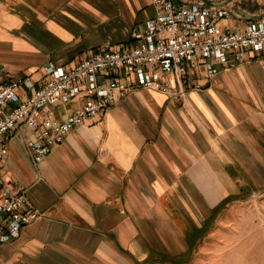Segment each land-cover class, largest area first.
<instances>
[{
  "label": "crops",
  "instance_id": "0c3cea01",
  "mask_svg": "<svg viewBox=\"0 0 264 264\" xmlns=\"http://www.w3.org/2000/svg\"><path fill=\"white\" fill-rule=\"evenodd\" d=\"M155 14L152 0H0V70L40 80L49 63L71 67L88 50L128 44ZM234 19L222 25L245 27ZM194 81L201 87L188 86L185 98L131 87L71 130L39 171L24 131L11 137L3 174L29 189L41 216L0 245V264H140L168 251L156 227L179 177L209 208L226 200L227 162L241 153L258 161L249 145L264 142V56Z\"/></svg>",
  "mask_w": 264,
  "mask_h": 264
},
{
  "label": "built area",
  "instance_id": "2783aa9c",
  "mask_svg": "<svg viewBox=\"0 0 264 264\" xmlns=\"http://www.w3.org/2000/svg\"><path fill=\"white\" fill-rule=\"evenodd\" d=\"M152 4L156 14L134 29L126 45L88 50L71 67L49 63L40 80L0 70V245L18 239L41 216L29 189L3 174L8 140L20 129L39 171L71 130L105 115L131 87L184 96L188 86L201 87L194 84L195 73L214 78L221 66L264 56V17L231 28L222 22L234 17L232 10L204 0ZM61 106L70 107L58 115Z\"/></svg>",
  "mask_w": 264,
  "mask_h": 264
},
{
  "label": "rangeland",
  "instance_id": "374dc122",
  "mask_svg": "<svg viewBox=\"0 0 264 264\" xmlns=\"http://www.w3.org/2000/svg\"><path fill=\"white\" fill-rule=\"evenodd\" d=\"M204 1L231 9L234 20L243 27L264 17V0ZM179 95L171 94L182 97ZM253 141L257 145H249V149L258 161L241 153L237 160L227 162L232 180L227 199L233 200L220 210L209 208L203 194L181 184L184 180L180 177L178 190L163 194L158 219L163 223L156 227V233L168 253L151 251L140 264H264V142L258 138ZM198 228L203 230L197 233Z\"/></svg>",
  "mask_w": 264,
  "mask_h": 264
},
{
  "label": "trees",
  "instance_id": "16d2710c",
  "mask_svg": "<svg viewBox=\"0 0 264 264\" xmlns=\"http://www.w3.org/2000/svg\"><path fill=\"white\" fill-rule=\"evenodd\" d=\"M230 200H233V199H231V197H230V198H228L227 200L223 201L218 207H216V208L214 209V212L220 210V209H221V208H222L227 202H229ZM212 218H214V217H212ZM202 230H203V228H202L201 230H200L199 228L196 229L197 233L200 232V231H202Z\"/></svg>",
  "mask_w": 264,
  "mask_h": 264
}]
</instances>
